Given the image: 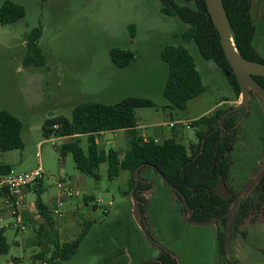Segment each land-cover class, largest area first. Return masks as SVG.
<instances>
[{"label":"rangeland","instance_id":"1","mask_svg":"<svg viewBox=\"0 0 264 264\" xmlns=\"http://www.w3.org/2000/svg\"><path fill=\"white\" fill-rule=\"evenodd\" d=\"M4 1L0 0V6ZM12 1L22 4L26 14L15 23L0 24V110L7 109L21 119L24 146L0 152V164H10L13 174H21L38 167L40 160L45 184L42 198L46 203L58 193L60 178L81 192L79 200L82 201L85 194L101 199L98 203L101 209L84 207L76 214V218H88L90 211L91 219L96 222L78 251L60 264H114L113 255L121 247L124 249L127 233L135 227L129 219L132 196L126 194L128 184L123 183V175L110 179L107 163L100 165V178L96 179L77 168L71 153L62 156L59 149L64 140L43 134V124L52 117L50 113L58 112L57 115L71 118L74 108L83 102L112 104L127 96L145 97L154 105L140 109L138 117L153 120L159 116L162 124L141 131L152 139L163 140L176 135L179 141L187 143L198 142L196 128L191 125L193 120L207 115L206 111L219 101L238 96L227 73L213 60L204 58L194 41L183 38L188 24L164 14L160 0ZM252 17L257 28L256 46L264 56V0H253ZM39 26L43 31L38 44L46 63L25 65L27 37ZM168 44L185 46L191 52L206 88L203 94L191 99L185 109L174 107L163 94L169 67L161 57V50ZM117 47L134 53L129 66L119 67L112 61L110 51ZM254 98L258 95L251 91L247 112L239 126L240 138L232 152L241 182L260 168L257 161L264 151L261 146L264 111ZM171 123L175 125L173 129ZM118 134L125 138L124 151L129 146V133ZM113 137L110 132L99 136L101 148L106 151L110 147L117 148L118 145L104 143L108 138L115 141ZM80 144L87 150V135L80 136ZM150 174L155 178V190L149 204L141 208L154 223L155 240L161 243L164 239L177 264H264V202L252 194V189L248 196L253 198V207L238 227L235 213L228 229L221 220L215 224L217 228L213 224L194 225L185 220L181 204L164 181L152 169H148L146 175ZM230 184L234 190L241 186L232 180ZM36 197L32 193L30 199ZM104 205L109 208L106 214L102 211ZM67 208L72 209L70 205ZM38 228L37 224H31L25 232L26 240L14 229H8L10 250L0 254V261L18 257L16 264H43L42 260H35V254H41L47 245L53 250L54 245L36 243L40 239ZM72 228L59 242L75 239L82 225ZM217 229L225 234L223 248L217 245ZM139 234L138 240L143 244ZM153 250H149L150 255L154 254ZM51 254L46 252L45 258L50 259Z\"/></svg>","mask_w":264,"mask_h":264},{"label":"trees","instance_id":"2","mask_svg":"<svg viewBox=\"0 0 264 264\" xmlns=\"http://www.w3.org/2000/svg\"><path fill=\"white\" fill-rule=\"evenodd\" d=\"M160 1L161 11L164 14L176 16L188 24L182 34L183 38L194 41L204 58L213 60L227 73L238 99L241 94L240 86L224 54L220 34L210 17L205 0ZM223 2L238 51L247 59L264 62V56L256 46L257 28L252 17L253 0H223ZM25 14L26 10L22 4L5 0L0 6V24L15 23ZM42 31V27L39 26L33 29L27 37V52L23 58L25 65L42 66L46 63L45 54L38 44ZM110 56L119 67L129 66L135 58L132 51L118 47L111 49ZM161 57L169 67L163 94L174 107L185 109L191 99L203 94L206 89L195 59L185 46L172 44L162 48ZM254 77L264 87V76L255 75ZM153 105L154 102L151 99L140 96H127L112 104L96 101L83 102L74 108L71 118L56 115L46 119L43 124V134L47 138L60 135L73 136V140L63 143L59 150L62 156L71 153L77 168L86 175L99 179L98 168L103 162L108 163L110 179L118 177L121 169L128 170L130 174L129 188L126 192L128 195H131V189L135 183V169L140 164L148 163L157 166L158 170L145 165L140 169V173L152 169L162 179L158 174L160 171L170 183L184 193L189 205L196 213L202 211L196 216L197 219L207 220L227 212L230 202L214 194V185L220 176L225 178L229 172L225 150L231 144L232 135L235 132L233 129L236 122L235 114H230L222 128L210 133L205 140L206 134L217 125L228 107L216 108L210 114L193 120L191 125L196 128L198 142L192 141L188 147L177 141L176 136L163 140L152 138L145 140L138 135L136 110L139 107ZM53 125H58V127L54 128ZM22 128L23 123L19 117L7 109L0 110V152L23 148ZM119 129H124L129 133V146L122 158L112 148L108 151L101 148L96 140L104 131ZM224 132L227 134L221 141ZM81 135L88 136L87 150L83 149L80 144ZM11 169L9 164H0V174H8ZM151 185V183L146 184L140 181L136 187V196L146 201L141 196V190ZM34 189L37 193V205L50 223V228H38L40 241L54 245L50 259L45 260L44 264H60L78 251L94 222H84L75 239L59 242V235L53 227L51 213L41 198L44 191L41 179L34 185ZM260 190L264 193V178L254 191V194L264 202ZM170 191L178 196L174 190L170 189ZM6 193L7 191L4 190L1 195H6ZM252 199L248 197L240 201L235 215L237 227L247 216L249 209L253 207ZM182 208L185 209L183 204ZM225 222L226 219H223L222 223L225 224ZM218 237V248H223L225 242L223 230L218 232ZM9 250L8 239L4 230L0 228V254H6ZM40 257L44 258V253H41ZM160 259L163 264H177V260L166 252L160 254Z\"/></svg>","mask_w":264,"mask_h":264},{"label":"crops","instance_id":"3","mask_svg":"<svg viewBox=\"0 0 264 264\" xmlns=\"http://www.w3.org/2000/svg\"><path fill=\"white\" fill-rule=\"evenodd\" d=\"M239 101H240V97L238 99L235 98L233 100H222V101H219L216 105H214L211 109H209V111H206V112H207V114H210L211 110H214L217 107H220V106H223V105L227 106V104H229V105L237 104V103H239ZM256 101H257V103H261L260 100H258V99ZM149 107H151V106H149ZM142 108L143 107H139L136 110V115H137V128L136 129H137L138 135L142 136L145 140H147L149 138L148 137L149 135L147 133L145 134L141 130L143 128H148V127H154V126H157V125H161L162 121H161V117H159V116L157 118L153 119V120H151V118L140 120V118L138 117V112ZM262 109L264 111V106H262ZM174 127H175V125L172 126V129ZM123 131L124 132H128V131H126L124 129H119V130H113V131H104V132H102L100 134V136H101V135H105L106 133L110 132V133H112L114 135V137H115L114 140L115 141H113V140L108 138V139H106V141H104V143L105 144H111V145L115 144L116 147L118 145L117 148H114V147H110V148L116 150L119 153V156L121 158L124 156V153L127 150L126 149V150L122 151V147L124 145L125 138L122 137L120 134H118V133H121ZM116 137H118V138H116ZM55 138L56 139H62V140H64V143H65L66 139L70 138L68 140V141H70V140H73L74 137L73 136H69V135L68 136L67 135H62V136H59V137L55 136ZM154 139L155 140H159V138H154ZM176 139H177V136H176ZM96 140H97V142L100 145L101 143L99 141V138H97ZM68 141H66V142H68ZM177 141H179V139H177ZM179 142H181V141H179ZM191 142L192 141H188L187 143H183V144H185L186 146L189 147ZM261 145H262V141H261ZM110 148H108L107 151ZM38 163H39V166H41L40 165V160H38ZM103 163H107V162H103ZM107 169H108V167H107ZM29 170H31V169H29ZM12 171L13 170L11 169L10 173H8V174H13ZM147 171L148 170L143 171L142 174H141V177H142V180H143L142 182L146 183V184L147 183H151L152 185L149 186V187L142 188L141 196L147 202L141 200L142 202L140 203V209H141V211H142V213H143V215H144V217L146 219H147V217H149V215H148L147 211H144L141 208V206H145V205L149 204V201L151 199L152 193L155 190V178L152 176V174L147 176L146 175ZM120 175H123L122 176L123 183L124 184H128V179H129V176H130L129 171L126 170V169H121L120 170ZM41 180H42V189L45 191L44 176H43V178ZM35 184H33L30 187V190H29L28 194L26 195V199H25V203L26 204H25V207H24V209L22 211L23 215H24V229H22V230L14 225V217L11 214L10 206L6 203V201L2 197H0V228L4 230L5 235H6L7 230L12 228L17 233L22 234L25 237V232L31 227V224H37L39 227L50 228V223L47 221L46 217H44L42 215V213H41V211H40V209H39V207L37 205V197L35 199H30V196L32 195V193H35L36 196H37V193H36V191L34 189V185ZM68 185L73 188L74 192H76V194L74 196H72V197L67 196V195H65V196L64 195L63 196L60 195L59 194V189H58V193H56L55 196L50 197L49 198V202L46 203L43 200V198H42V194L43 193L41 194V198H42L44 204L47 206L48 211L51 213V219L53 220V227L58 232V235H59L60 239H62L64 237H67V234L71 232V228L72 227H73L72 228V230H73V229H75L76 226L77 227H78V225L81 226L86 221L96 222L95 219H91L92 217H91V213H89L90 211H88V215H87L88 218H84V216L82 217V219L76 218V214L78 215L79 212L82 211V209L84 207L87 208V209L88 208L89 209L92 208L93 210H96L99 207L98 203L102 202L101 199H97V197L95 195H93V194H85V195H83V198H82V201H81V200L78 199V197L81 195V192L78 189H76L75 187H73L72 185H70V184H68ZM174 198L180 203V201L178 200V198L175 195H174ZM59 199L64 200V204H63V207H62V214L60 216L56 215V214H54L52 212V208L56 205V203H57V201ZM67 205H70L72 207V209L67 208ZM129 207H130L129 219L132 220L133 223H135V227H134L133 230H131L130 232L127 233V237H126L127 239L126 240H128V241H127L126 245L123 246L124 249H122V247H121L113 255V259L112 260H113L114 264H139L138 262H140L142 259H144L146 255H148L147 257H154V258L156 256H158V250L159 249H157L155 247V244L153 246L151 241L148 239L144 226L138 224V222L134 219L133 212H132V210H133V201H132L131 204H129ZM102 211H103V213L106 214V213L109 212V208L106 205H104V207H102ZM37 234L39 235L38 229H37ZM138 234L141 235L142 240L144 241L143 244L140 242V239L138 240ZM39 237H40V235H39ZM26 238H27V236L24 239L26 240ZM138 241L142 245L139 246ZM36 243L42 244L40 239L37 240ZM163 243H164L165 246H168V249L170 248V246L166 244L164 239H163ZM150 245L154 248V250H153L154 254L152 253L153 255H150V252H149V250L153 249V248H151ZM217 245H218V243H217ZM125 248H127V249L125 250ZM131 248H132L133 251H131ZM144 248H146V249L144 250ZM46 252H49L50 254L52 252V249H51V247L49 245H47L45 247L44 251L42 252V253H44V258H41L40 254L37 253L34 256L35 260H39V261L42 260L43 261L42 263L44 264L45 260H49V259L45 258V253ZM19 260L20 259L18 257H13L12 259H5V260L0 261V264H16V262H18Z\"/></svg>","mask_w":264,"mask_h":264},{"label":"water","instance_id":"4","mask_svg":"<svg viewBox=\"0 0 264 264\" xmlns=\"http://www.w3.org/2000/svg\"><path fill=\"white\" fill-rule=\"evenodd\" d=\"M207 5V10L210 14L211 19L213 20L219 34H220V42L224 51V54L229 61L233 72L237 78L238 84L240 86L241 94H240V102L232 107L227 109L222 116L220 117L217 125L206 134L204 137V140L207 138V136L212 133L213 131L221 128L223 126L224 121L228 118V116L236 112L242 108L245 110L248 109L249 101H250V91L255 92L264 102V87L255 79V75L258 76H264V62L256 61L247 59L244 57L237 49L235 45V41L233 38L232 28H231V22L227 13V10L225 8L223 0H205ZM58 112H52L50 115L56 116ZM226 133L222 135V139ZM264 157V152H263ZM150 165L154 169H157V166L151 165L148 163L140 164L134 172V179L135 183L131 189V196L133 201V216L134 219L138 222V224L144 226L146 230H148V224L146 221V218L144 217L141 209H140V203L142 202L135 194L136 187L138 183L142 180L140 169L145 166ZM158 174L161 176L164 183L172 190H174L177 195L182 199L183 204L186 206L187 211L185 212L184 218L187 222H191L190 217L192 216L193 210L191 206L189 205L184 193L174 186L172 183L169 182V180L160 172L158 171ZM264 176V168L253 178H250L242 187V189L236 194L233 200V206L222 216H219L217 218L211 219V220H205V221H196L192 222L195 224H202V225H208V224H214L217 221L221 220L224 217H227V229L229 227V221L232 218L233 214L237 210L239 206L240 199L248 194L250 189L263 178ZM215 194H221L224 198H229L231 196L230 191L225 186L224 182L222 180H219L215 186ZM228 232V231H227ZM151 239L152 236L149 235ZM156 246H159L161 249L167 251L170 253L173 257L175 255L171 252L170 249L163 246L161 243L155 241L154 242Z\"/></svg>","mask_w":264,"mask_h":264},{"label":"flooded vegetation","instance_id":"5","mask_svg":"<svg viewBox=\"0 0 264 264\" xmlns=\"http://www.w3.org/2000/svg\"><path fill=\"white\" fill-rule=\"evenodd\" d=\"M259 42V41H258ZM256 44H257V42H256ZM259 44V43H258ZM250 94H251V91H250ZM254 99H258V100H260V102H261V104H262V106H264V102H263V100L258 96V98H254ZM240 102V101H239ZM238 104V103H237ZM237 104H231V105H229L228 106V109L229 108H232V107H234V106H236ZM232 106V107H231ZM246 112H247V110H245L244 108H242V109H240V110H238V111H236V112H233L234 114H235V120H236V122H235V125L233 126V129L235 130V132L233 133V135H232V140H231V144L226 148V150H225V156H227V159H228V163H229V172H228V175L224 178L223 176H220V178H218V180L216 181V184H217V182L219 181V180H222L223 182H224V184H225V186L227 187V189L230 191V193H231V196L229 197V198H224L221 194H215V186H216V184L214 185V194L215 195H217V196H220L223 200H226V201H229L230 202V208L233 206V200H234V197L236 196V194L242 189V187L244 186V184L250 179V178H253V177H255L256 175H258V173L264 168V157H263V153H262V156H261V158H260V161L258 162L257 161V163L260 165V168L259 169H257L254 173H250V175L247 177V179H245L244 181H239L238 180V174L236 173V170H235V167H234V160H232V152L234 151V149H235V146H236V143L239 141V138H240V136L238 135V133H239V126H240V124H241V122H242V120H243V117H245L244 115L246 114ZM232 114V113H231ZM222 128V127H221ZM224 133H226V132H224ZM223 133V134H224ZM222 134V135H223ZM227 134V133H226ZM226 136V135H225ZM224 136V137H225ZM224 139V138H223ZM222 138H221V141L223 140ZM261 141H262V150L264 149V133H261ZM264 152V151H263ZM263 167V168H262ZM262 168V169H261ZM263 178H264V176H263ZM263 178L259 181V183H257L256 185H254L253 187H252V194H254V191H255V188H256V186L258 185V184H260V182L263 180ZM233 181V183L234 184H237V185H241L240 186V188L238 189V190H234V187L232 186V184H230V181ZM261 191V193H262V197H263V199H264V193L262 192V190H260ZM177 198H178V200L180 201V204H181V206H182V204H183V201H182V199L180 198V197H178V196H176ZM249 196H248V194H246L245 195V197L244 198H241L240 199V201L241 200H244L245 198H248ZM147 202V201H146ZM239 204H240V202H239ZM184 205V204H183ZM185 206V205H184ZM192 208V207H191ZM229 208V209H230ZM228 209V210H229ZM238 209V208H237ZM193 210V209H192ZM187 211V209H186V206H185V209L184 208H181V212L183 213V215H185V212ZM237 211V210H236ZM236 211H235V214H236ZM202 213V211L201 212H199V213H196L194 210H193V213H192V216L190 217V220H191V222H188V223H191V224H195V223H192V222H196V221H205V220H200V219H197L196 218V216L197 215H199V214H201ZM226 213V212H225ZM224 213V214H225ZM235 214H234V216H235ZM223 215V214H222ZM222 215H220V216H222ZM217 217H219V216H217ZM217 217H214V218H217ZM214 218H210V219H207V220H211V219H214ZM223 219H226V222H225V224H223V225H225V227L227 226V217H224V218H222L221 219V221L223 220ZM146 221H147V224H148V230H146L145 229V231H146V234H147V237H148V239L151 241V243L153 244V246H154V242L157 240L156 239V237H154L155 235V233L153 232V227H152V224H154L152 221H149V217H147V219H146ZM220 221V220H219ZM218 222V221H217ZM216 222V223H217ZM216 223H214L213 225H214V227H216L217 228V225H215ZM195 225H200V224H195ZM202 225V224H201ZM209 225V224H208ZM226 229H227V227H226ZM217 230H219L220 231V229H217ZM218 231V232H219ZM153 233V234H152ZM149 235H151L152 236V238L153 239H151L150 237H149ZM156 239V240H155ZM162 243V245L163 246H165L164 245V243L163 242H161ZM155 247H157V249H159L158 250V256H156L155 258L154 257H147L148 255H146L145 256V258L144 259H142L140 262H138L139 264H163L162 263V260L160 259V254L161 253H163V252H166V253H168L167 251H165V250H163V249H161L159 246H156L155 245ZM166 248H168V246H165ZM170 249V248H169ZM173 259H176V258H174L170 253H168Z\"/></svg>","mask_w":264,"mask_h":264},{"label":"built area","instance_id":"6","mask_svg":"<svg viewBox=\"0 0 264 264\" xmlns=\"http://www.w3.org/2000/svg\"><path fill=\"white\" fill-rule=\"evenodd\" d=\"M170 125L172 127L174 126V123H171ZM53 127L57 128L58 125H53ZM43 176L44 172L41 166L21 174H0V197H2L10 206L11 214L14 217V225L21 230L24 229V215L22 211L26 204V195L28 194L30 187L39 179H42ZM57 186L59 188V194L62 196L67 195L72 197L76 194L73 188L61 178L59 179ZM4 190L7 191L6 195H1V192ZM63 204L64 200L59 199L56 205L52 208V212L60 216L62 214Z\"/></svg>","mask_w":264,"mask_h":264}]
</instances>
